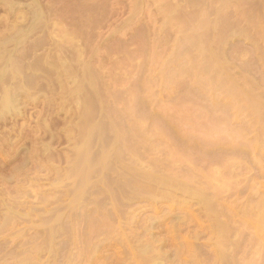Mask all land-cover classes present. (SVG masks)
Returning a JSON list of instances; mask_svg holds the SVG:
<instances>
[{
  "label": "rangeland",
  "instance_id": "obj_1",
  "mask_svg": "<svg viewBox=\"0 0 264 264\" xmlns=\"http://www.w3.org/2000/svg\"><path fill=\"white\" fill-rule=\"evenodd\" d=\"M263 25L264 0H0V106L5 98L18 97H13L17 103L12 110L0 112V264H264V239L259 236L249 214L259 200L264 199V142L258 144L260 147H250L249 155L241 154L242 158L240 155L229 157L228 146L229 150H225V146L221 150L216 147L218 153L213 148L211 154H207L211 160L235 157L234 167L238 165L233 167L234 178L231 176L227 180L225 175L229 192H222L218 198L222 200H216L219 204L222 201L220 205H229V209L217 203L215 206L226 211L220 220L228 221L227 225L230 222L226 226L231 232L222 242L204 209L201 210V204L189 200L186 194L187 197L178 198L179 191H176L178 194L174 192L175 195L172 193L175 187L160 189L157 182L150 181L156 194L151 190L133 195L135 188L126 186L130 178L141 182L143 179L139 175L143 171L150 175L155 172V179L156 171L162 174L163 168L166 178H172L174 171L181 170L179 174L185 177L183 171L191 168L200 174L199 166L206 170V175L216 171L213 169L216 161L208 162V156L200 157L198 150L194 154L195 150L186 151L193 159L195 157L194 163L198 160L197 163L172 164L170 171L171 159L166 152L174 140L167 130L171 124H179L177 130L190 131L192 140L198 143L210 138L219 140V147H222L232 141L230 145L234 147L231 149L245 146L257 135L262 137L242 102L231 103L227 113L212 111L208 107L211 96L215 100L220 97L219 102H223L225 98L231 100L230 94L224 97V90H214L212 84L206 82L203 88L206 93L204 90V94L198 95V82L194 79L203 83L202 79L210 75V72L208 76L202 72L199 64L202 52L199 51L200 55L197 52L198 43L206 38L202 44L205 47L208 43V50H204L214 52L217 48L220 51L217 53L228 65L226 74L233 75L232 80L239 86L245 83L244 88L255 91H250L248 102L259 98L263 102ZM200 37L204 39L200 41ZM186 95L189 98L184 100ZM97 121L102 128L100 134L94 133L88 145L93 148H88L90 153L94 156L111 153L121 139L124 152L121 160L109 159L110 164L115 160L112 169L95 171L89 176L84 194L72 206L80 180L73 176L70 167L74 165L75 152L83 148L80 134L88 128L84 129V125L98 126ZM160 130L167 131V138L160 139L161 143L157 133ZM239 132L244 135L235 136ZM151 133L152 136L157 134V140ZM100 138L108 144L104 145ZM212 151L222 152L215 155ZM131 152L136 158L131 157ZM186 152L182 154L187 155ZM151 158L168 159L164 163L170 165L161 169L165 166L163 161L160 166L159 160L153 163ZM122 165L138 174L133 176L130 169L124 170ZM159 174L157 178L161 177ZM185 198L190 203L180 202ZM94 227L97 230L93 234L90 230ZM83 239L91 243L83 245ZM139 247L147 250L145 257L150 261L145 263L138 256Z\"/></svg>",
  "mask_w": 264,
  "mask_h": 264
},
{
  "label": "bare ground",
  "instance_id": "obj_2",
  "mask_svg": "<svg viewBox=\"0 0 264 264\" xmlns=\"http://www.w3.org/2000/svg\"><path fill=\"white\" fill-rule=\"evenodd\" d=\"M206 23V22H205ZM207 24V23H206ZM225 24V23H224ZM205 25V24H204ZM211 25V24H210ZM207 26V25H206ZM209 26V25H208ZM227 26V25H226ZM258 26H259V24H258ZM264 26V25H263ZM209 28V27H208ZM259 28V27H258ZM262 28V27H261ZM207 29V28H206ZM205 29V30H206ZM223 29V28H222ZM222 29H221V31H222ZM263 29V28H262ZM261 29V30H262ZM208 30V29H207ZM223 30H225V29H223ZM210 31H212V29L210 30ZM225 31H227V30H225ZM263 31V30H262ZM205 32V31H204ZM213 33V32H212ZM262 33V32H261ZM205 35L207 34V32L206 33H204ZM213 35V34H212ZM215 35V34H214ZM222 35H223V33H222ZM221 35V36H222ZM227 35V34H226ZM262 36H264V33L263 34H261ZM217 37H218V35H216ZM198 37V36H197ZM204 37H207V36H204ZM204 37H200L201 39H200V41L202 40V39H204ZM214 37V36H213ZM194 38V37H193ZM199 38V37H198ZM207 39H209V36H208V38ZM214 39V38H213ZM218 39H220V38H218ZM189 40V39H188ZM190 40L191 41H193L192 40V38H190ZM205 40H206V38H205ZM205 40H203V41H205ZM223 40V39H222ZM202 41V43H204ZM215 41H216V39H215ZM214 41V42H215ZM219 41V40H218ZM217 41V42H218ZM196 42V41H195ZM198 42V41H197ZM221 42V41H220ZM194 43V42H193ZM201 42H199L198 44H195V46L196 45H198V50H197V52H199L200 50H201V55H202V58L201 59H199V60H201L200 62L201 63H203L202 65H204V66H202L201 65V63H199L200 64V67H202V69H203V71L202 72H204L205 71V73H207L206 74V76H208V73L210 72V75L208 76V78L206 77V80L204 79H202V81H203V83L202 82H200V81H196L195 79H194V81H195V83H197L198 82V85H197V89H196V93L199 95V94H204L203 93V91L205 90H203V88L205 87V83L207 82L208 84L210 83V84H212V86H213V88H214V90L215 89H222V90H224L225 92H226V94H224L225 92L224 91H222L223 92V94L225 95L224 97H227L228 95H227V93H229L230 94V99L231 100H227L226 98V100H227V102L225 101V99H224V101L223 102H219L220 100H219V98L220 97H218L217 98V100H215L216 98L214 97V99L212 98V96L210 97V103H209V106L208 107H210L209 109H211L212 111H221V112H229V109H231V103H234L233 105H235V103H240V102H242V106L244 107H239V109L241 110L242 108L243 109H245V110H247V113H248V117L250 116V120H251V123L252 124H255L254 126H256V127H254V128H257L256 130H257V132H258V134H260V135H262V137H259L258 135L257 136H255L254 138H251L252 140H250V141H248V142H246L247 144H245V146H242L241 148L240 147H238V149H235V148H233V149H231L232 147H234V144H233V146L232 145H230V144H232L233 142L232 141H230L229 143H227L228 142V139H227V145H222V147H219V140H204L203 142H201V143H198V142H196V141H193L192 140V134H191V132L189 131H186V132H184V131H182L181 129H179V130H177V127L176 126H178L179 127V124L178 125H176V123L173 125V124H171V125H173V126H169V128L167 129L168 130V133L170 132V134H171V136L170 137H173L174 136V140H173V145L172 146H170L171 148L169 149L168 148V146H167V148H168V152H166V154H167V156H168V159H171L169 162L171 163V170L168 168V166H167V169L168 170H170L171 172H172V164H173V166L174 165H179L180 166V164L182 165L183 164V166H184V163H188V165H193V163H194V159H195V157H194V159H193V156H191V154L189 153V152H186V151H188V150H195L194 152H193V154L198 150L199 152H197L198 154H199V156L200 157H202V158H205V157H207L208 156V158H206V159H210V160H208V162L209 161H211L212 162V160L214 159H212L211 160V158L209 157V155H207V154H209L210 153V151H211V149H213V148H215L214 150H216V147H218L219 148V150H221L220 148H223V146H225L226 147V149L225 148H223V149H225V150H229V154H227L228 156L230 155L231 157H233L234 155L235 156H237V155H240L239 157H241V154L243 155V154H248V153H250L249 152V148L250 147H253V146H256V145H258V144H260L261 142H264V100H263V102L262 101H260V99L261 98H259V99H257V100H253L252 101V99H251V101L250 102H248V100H249V98H248V96H250L253 92L255 93V91H248V89L247 88H244V84H243V87H242V85L241 86H239V84H236V81H234V79L232 80V76H231V74H229L230 76H231V78H230V76L229 75H227L226 74V67H228V65H227V63L225 62L226 61V59H225V61L223 60V58L222 57H220L221 55L220 54H218V53H220V51H217L218 49L216 48L215 49V51L213 52V51H211L210 49H209V51H205L204 49H207L208 50V43L207 44H205V47H206V45H207V48H205L204 47V45L202 44ZM221 44H223L222 42H221ZM220 44V45H221ZM216 45H218V44H216ZM222 46V45H221ZM220 47V46H219ZM223 47V46H222ZM225 48V47H224ZM214 50V49H213ZM224 50V49H223ZM226 50V49H225ZM224 50V51H225ZM6 51V50H5ZM218 52V53H217ZM217 53V54H216ZM178 54V53H177ZM199 55H200V52L198 53ZM198 54H196V55H198ZM223 54V53H222ZM220 55V56H219ZM219 56V57H218ZM196 57V56H195ZM197 58V57H196ZM195 58V59H196ZM198 60V59H197ZM197 60H196V63H198L197 62ZM263 60H264V58H263ZM179 61V60H178ZM177 61V62H178ZM229 64V63H228ZM230 67V66H229ZM188 69V68H187ZM201 69V70H202ZM181 70H183V68L181 69ZM180 70V71H181ZM192 70V69H191ZM196 71V70H195ZM194 71V72H195ZM192 72V71H191ZM198 72V71H197ZM201 72V73H202ZM187 73V72H186ZM201 73H200V75H201ZM214 75H213V74ZM204 74V73H203ZM25 75H27V74H25ZM24 75V76H25ZM175 75V74H174ZM182 75V74H181ZM194 75H195V73H194ZM171 76V75H170ZM185 76H187V74L185 75ZM202 76V75H201ZM204 76V75H203ZM27 77V76H26ZM26 77H25V79H26ZM178 77V76H177ZM180 77V76H179ZM32 78V77H31ZM30 78V79H31ZM198 78V77H197ZM202 78H204V77H202ZM237 78V77H236ZM23 79V78H22ZM21 79V80H22ZM29 79V78H28ZM193 78H191V80H192ZM238 79V78H237ZM246 79V78H245ZM173 80H175L174 79V77H173V79H172V81ZM181 79H179V81H180ZM198 80V79H197ZM200 80V79H199ZM236 80V79H235ZM248 80V79H247ZM177 81V80H176ZM176 81H174V84H175V82ZM179 81H178V84H179ZM193 81V80H192ZM205 81V82H204ZM238 81V80H237ZM244 81V80H243ZM246 81V80H245ZM244 81V82H245ZM25 82V81H24ZM201 84H200V83ZM22 83V82H21ZM206 83V84H207ZM253 83V85H254V82H252ZM252 83H250V84H252ZM19 84V83H18ZM178 84H177V86H178ZM181 85H182V81H181V83H180ZM200 84V85H199ZM248 84V83H247ZM20 85V84H19ZM22 85V84H21ZM25 85V84H24ZM193 85V84H192ZM246 85V84H245ZM249 85V84H248ZM196 86V85H195ZM251 86V85H250ZM250 86H249V88H250ZM256 86V85H255ZM188 87V86H187ZM192 87H194V86H192ZM19 88V87H18ZM206 88H207V86H206ZM210 88H211V86H210ZM213 88H211V89H213ZM15 89V88H14ZM247 89V90H246ZM251 89V88H250ZM252 89H254V88H252ZM255 89H256V87H255ZM22 90V89H21ZM12 91V90H11ZM19 91V90H18ZM257 91V90H256ZM15 92V91H14ZM215 92V91H214ZM6 93V95H8L7 94V92H5ZM16 93H17V91H16ZM19 93V92H18ZM190 93V92H189ZM205 93H206V90H205ZM21 94H22V92H21ZM196 94V95H197ZM223 94H222V96H223ZM260 94H262V93H260ZM259 94V95H260ZM189 95V94H188ZM188 95H186L187 96V98H184V97H186V96H183V98H184V100L185 99H188L189 97H188ZM197 95V96H198ZM10 96H11V94H10ZM191 96V95H190ZM196 96V97H197ZM201 96V95H200ZM216 96V95H215ZM221 96V95H220ZM253 96H254V94H253ZM4 97H6V96H4ZM14 98H18V97H16V95L15 96H13ZM13 97H10V98H5L4 100H3V103H2V106H0L1 108H0V112H8V111H10V110H12V106H13V104H16L17 102L15 101V99L13 98ZM199 97V96H198ZM198 97H197V99H198ZM209 97V96H208ZM229 97V96H228ZM255 97H257L258 98V95L256 96L255 95ZM261 97V96H260ZM248 98V99H247ZM190 99H192L193 100V97L192 98H190ZM1 100V99H0ZM21 100H23V99H21ZM31 100V99H30ZM29 100V101H30ZM183 100V99H182ZM191 100V101H192ZM195 101H196V98L194 99ZM199 100V99H198ZM208 100V99H207ZM259 100V101H258ZM25 101V100H24ZM28 101V100H27ZM19 102V101H18ZM93 102V101H92ZM95 102V101H94ZM97 102V101H96ZM194 102V101H193ZM198 102V101H197ZM224 102H226L225 104H224ZM245 103V104H244ZM23 104H24V102H23ZM91 104V103H90ZM101 106V105H100ZM230 106V107H229ZM239 105H237V107H238ZM98 107V106H97ZM96 107V108H97ZM105 107V106H104ZM207 107V108H208ZM95 108V109H96ZM91 109H93V108H91ZM233 109V108H232ZM210 110V111H211ZM92 111V110H91ZM94 111V110H93ZM129 111V110H128ZM131 111V110H130ZM237 111V110H236ZM16 112H18V111H16ZM98 112V111H97ZM133 111H131V113H132ZM209 112V111H208ZM226 112V113H227ZM15 113V112H14ZM246 113V114H247ZM18 114V113H17ZM85 114H86V112H85ZM91 114V113H90ZM133 114V113H132ZM224 114V113H223ZM83 115V114H82ZM92 115V114H91ZM131 115V114H130ZM237 115H238V113H237ZM235 116V115H234ZM1 117V116H0ZM96 117V116H95ZM225 117V116H224ZM83 119H85L84 117H82ZM229 118H230V116H229ZM228 118V119H229ZM1 119V118H0ZM90 119V118H89ZM88 119V120H89ZM187 119V118H186ZM191 119V118H190ZM216 119V118H215ZM215 119L213 120V117H212V120L213 121H215ZM224 119V118H223ZM222 119V120H223ZM232 119V118H231ZM92 120V119H91ZM218 120V119H217ZM85 121H86V119H85ZM85 121H84V123H85ZM90 121V120H89ZM220 121V120H219ZM226 121V120H225ZM83 122V121H82ZM101 122V121H100ZM194 122V121H193ZM192 122V123H193ZM196 122V121H195ZM84 123H82V126H83V124ZM87 123H89L88 121H87ZM97 123H98V121H97ZM89 125V124H88ZM91 125V124H90ZM196 125H198V124H196ZM193 126H195V123H193ZM86 127H88L87 128V131H85L86 129ZM248 127H249V129L251 128V126H249L248 125ZM100 128H102V127H100L99 126V123H98V126L96 125V126H87V124H86V126L84 125V129L85 130H82L83 129V127H82V131L84 132V134H80V136L82 137V146H83V148L82 149H79V151H74L75 152V154H76V156H74L75 157V159L73 160L74 161V165L73 164H70V165H73V167H70L71 169H73L72 170V172H73V176H75V178H77V179H79L80 180V183H79V186H78V188H77V190L75 191V196H74V199L72 200V206H73V204H75L76 203V199H79L80 197H81V195L82 194H84L83 193V190H84V186H85V184L87 183V181L90 179L89 178V176H91L92 174L94 175L95 173V171H99L100 172V170L102 171V170H107V169H109V167H111V169H112V167H113V162L115 161V160H113V162L110 164V162L111 161H109V159H111L112 160V158L113 159H120V156H121V153L122 152H124V151H122V146L124 145H122V146H120L121 145V140H119V143H118V145H116V147L115 148H113V150H112V148H111V150H112V154L110 153V151L109 152H102V153H100L99 155H93L92 153H90V149H91V147L90 146H88L89 144H90V141H91V139H92V137H93V135H94V133L95 134H97V133H99L100 134ZM116 128V127H115ZM88 129H90V130H88ZM237 129V128H236ZM245 128H243L242 130H244ZM229 130V129H228ZM228 130H227V133H228ZM233 130V129H232ZM241 130V131H242ZM162 130H160L159 132H157L158 133V135H159V140L158 141H160V143H161V140L162 141H164V139H166L167 138V131H163V132H161ZM178 131H180V132H178ZM233 131H236V130H233ZM233 131H231V133H233ZM239 131V130H238ZM246 131V130H245ZM83 132H81V133H83ZM97 132V133H96ZM156 132V131H155ZM155 132H153L152 131V133H155ZM182 132H184V133H182ZM152 133L150 134L151 135V137H153V138H155V137H158L157 136V134H156V136H152ZM220 134H223V132L221 133V132H219ZM230 133V132H229ZM236 133H238V132H235V134ZM243 133V132H242ZM246 133H248V132H246ZM144 134V133H143ZM170 134H168V135H170ZM211 134V133H210ZM254 134V133H253ZM119 135H120V133H119ZM230 135H232V134H230ZM230 135H229V137H230ZM241 135H244V134H241L240 132H239V134H237V135H235V136H241ZM99 137H100V135H98ZM117 136V135H116ZM218 136V135H217ZM225 136V135H224ZM228 136V135H227ZM96 137H97V135H96ZM101 137H104V136H101ZM119 137V136H118ZM231 137H233V136H231ZM124 138V137H123ZM152 138V139H153ZM219 138H221V137H219ZM223 138V137H222ZM226 138V137H225ZM261 138H263V139H261ZM101 139V138H100ZM100 139H98V140H100ZM103 139V138H102ZM101 139V140H102ZM120 139V138H119ZM156 139V138H155ZM161 139V140H160ZM212 139V138H211ZM234 139V138H233ZM235 139H238V138H235ZM240 139V138H239ZM95 140H96V138H95ZM125 140H126V138H125ZM125 140H124V142H125ZM157 140V139H156ZM230 140H232V139H230ZM249 140V139H248ZM79 141V140H78ZM93 141V140H92ZM91 141V142H92ZM104 140H102V142H103ZM128 141V140H127ZM157 141V142H158ZM175 141V142H174ZM226 141V140H225ZM95 142V141H94ZM94 142H93V144H94ZM106 142V141H105ZM105 142H103V144L105 143ZM112 142V141H111ZM172 142V141H171ZM232 142V143H231ZM152 143H154L153 141H152ZM166 143V142H165ZM225 143V144H226ZM78 144H80V143H78ZM92 144V143H91ZM98 144H100V143H98ZM106 144H108V143H106ZM106 144H104V145H106ZM115 144V143H114ZM125 144H127V143H125ZM172 144V143H171ZM224 144V143H223ZM229 144V145H228ZM263 144V143H262ZM101 145V144H100ZM129 145V144H128ZM154 145H156V144H154ZM153 145V146H154ZM167 145H170L169 143H167ZM247 145V146H246ZM264 145V144H263ZM112 146V145H111ZM127 146V145H126ZM130 146V145H129ZM129 146H128V148H129ZM227 146L229 147V149H227ZM78 147V146H77ZM90 147V149H88ZM109 147V146H108ZM108 147H106V149L108 148ZM158 147V146H157ZM164 147H166V146H164ZM174 147V148H173ZM231 147V148H230ZM258 147H260L259 145H258ZM80 148V147H79ZM127 148V147H126ZM151 148V147H150ZM166 148V149H167ZM173 148V149H172ZM237 148V147H236ZM255 148V147H254ZM93 149V148H92ZM91 149V150H92ZM137 149V148H136ZM222 149V150H223ZM252 148H250V150H251ZM75 150V149H74ZM129 150V149H128ZM132 150H133V148H132ZM155 150V149H154ZM153 150V151H154ZM218 150V149H217ZM217 150H216V152H217ZM225 150H223L224 152V154L226 153L225 152ZM104 151V150H103ZM106 151V150H105ZM161 151V150H160ZM164 151H166V150H164ZM231 151V152H230ZM136 152V151H135ZM162 152V151H161ZM185 153L186 152V154L187 155H183L182 153ZM212 152H215V151H212ZM216 152H215V155H219V154H221V152H219V154H216ZM128 153V152H127ZM127 153H125V154H127ZM165 153V152H164ZM218 153V152H217ZM95 154V153H94ZM123 154V153H122ZM129 154H131V157L134 159V158H136L135 157V153H133V152H131V153H129ZM137 154V153H136ZM211 154V153H210ZM138 155V154H137ZM196 155V157H198L197 156V154H195ZM207 155V156H206ZM233 155V156H232ZM245 155V156H246ZM249 155V154H248ZM125 156H128V155H125ZM229 156V157H230ZM244 156V155H243ZM244 156V157H245ZM122 157V156H121ZM166 157V156H165ZM170 157V158H169ZM200 157H198L199 158V160L201 159ZM219 157H221V156H219ZM226 158L225 156H222V158H215L214 159V161H216V163H215V165H216V168L214 167V166H211V167H214L213 169H216V171L214 172L213 171V173L211 174V175H209V174H207L206 175V170L204 171V169L201 167V166H199V165H197V166H199L200 168H201V170L202 171H200V174H198V172H194V170L191 168V166H190V168L192 169H188V171H183V172H186V174H185V177H184V175H182L183 177H184V179H183V177L180 175V174H182L181 173V171L179 172V173H175V171L173 172V174L171 175L172 176V178H168V176H167V178H166V174L164 173V168H163V173L161 174V171L158 173L157 171H156V174L158 175H160L161 177L160 178H157V175H156V179L154 178L155 176V172H153V177H152V175H150V174H148V173H146V172H140L141 174L139 175V178H142L141 180V182L140 181H138V182H140V183H138L137 182V180H135L136 178H133V179H129V180H127V184H126V186L128 187V188H135V190H137L136 192H135V190H134V193H132L133 195H137L138 194V192H139V194H140V191L141 192H145L146 193V191H147V193H149L148 191H153L154 193H155V187L154 186H151L150 185V181H153V182H157V183H155L156 185H158L159 186V188L161 187V188H165V190L168 188H174L175 187V191H172V193L175 195V193H177L176 191H179V194H178V198L182 195V196H184L185 194L186 195H188L189 196V200H195L196 201V203H198V204H201V206H202V208H201V210L202 209H204L203 210V212L206 214L205 216H207V219L209 218L210 219V221H211V223L210 224H212L213 225V228H215V232H217V235H218V240H219V242H220V239H221V242L223 241V237H227V236H225V235H228L227 233L228 232H231V229H229L227 226L230 224V222H229V224L227 225L226 224V222L228 223V221H226L225 223L223 222V221H221L220 220V218L222 217V218H224L223 216L225 215V213H226V211H225V213L222 211V209H216L215 208V206H217V204H219V201L218 202H216V200L219 198V197H221V194H222V192H224V191H226V189L228 188V183H227V181H225L226 179H225V175H226V178H227V180H229L230 179V177L232 176V173H233V170L236 168V166H238V165H235V167H234V164H236V163H234V159H235V157H234V159H230V158ZM129 158V157H128ZM197 158V159H198ZM226 158V159H225ZM242 158V157H241ZM73 159V158H72ZM124 159V158H123ZM133 159H131V160H133ZM168 159H164V161H166V160H168ZM121 160V159H120ZM150 160H152V158L150 159ZM157 160V162H158V160H159V165L161 166V163L160 162H162L163 160H161L160 161V158H158V159H155V160H152L151 162H153V161H156ZM203 160V159H202ZM201 160V161H202ZM109 161V162H108ZM164 161H163V163H164ZM196 161H198V160H195V163H197ZM201 161H199V163L201 162ZM203 161H205V160H203ZM202 161V162H203ZM240 161H241V159H240ZM136 162V161H135ZM149 162V161H148ZM236 162V161H235ZM139 163V162H138ZM150 163V162H149ZM154 163V162H153ZM156 163V162H155ZM168 163V162H167ZM170 163H168L169 165H170ZM194 163V164H195ZM213 163V162H212ZM237 163H239L238 161H237ZM110 164V165H109ZM117 164V163H116ZM136 164V163H135ZM151 164V163H150ZM158 164V163H157ZM168 164H166V163H164V165L165 166H161V169H162V167H166V165H168ZM128 165V164H127ZM141 165H142V163H141ZM140 165V166H141ZM154 165V164H153ZM152 165V166H153ZM115 166V165H114ZM123 166V165H122ZM130 166V165H129ZM133 166V165H132ZM138 166V165H137ZM137 166H135V167H137ZM151 166V165H150ZM156 166V165H155ZM160 166H159V168H160ZM134 167V168H135ZM154 167V166H153ZM158 167V166H157ZM176 167H178V166H176ZM187 167V166H186ZM204 167V166H203ZM233 167H234V169H233ZM69 168V169H70ZM130 170L129 171H131L132 172V170H131V168L130 167H128ZM128 168H126L125 167V169H128ZM150 168V167H149ZM155 168V167H154ZM173 168H175V167H173ZM183 168V167H182ZM195 168H196V166H195ZM238 168V167H237ZM114 169V168H113ZM121 169V168H120ZM119 169V170H120ZM122 169H124V166L122 167ZM124 169V170H125ZM133 169V168H132ZM144 169V168H143ZM156 169V168H155ZM166 169V170H167ZM178 169V168H177ZM184 169H185V167H184ZM187 169V168H186ZM185 169V170H186ZM196 169H198V168H196ZM114 170H116V169H114ZM114 170H111V171H114ZM141 170V169H140ZM139 170V171H140ZM156 170H158V169H156ZM178 170H180V168L178 169ZM208 170H210V169H208ZM237 170V169H236ZM71 171V170H70ZM111 171L109 172L108 171V173H111ZM117 171V170H116ZM137 171V170H136ZM155 171V170H154ZM177 171V170H176ZM211 171H212V168H211ZM211 171H208V172H210L211 173ZM115 172V171H114ZM151 172V173H152ZM202 172H206L205 173V176L204 175H202ZM221 172H224V174L223 173H221ZM237 172V171H236ZM71 173V172H70ZM126 173H128V172H126ZM125 173V174H126ZM136 173V172H135ZM134 172H132L131 174H133V176H134V174H135ZM220 173H221V175H220ZM107 174V173H106ZM121 175L123 174V173H120ZM136 174H138V173H136ZM136 174H135V176H136ZM168 174H170V173H168ZM176 174V175H175ZM223 174V175H222ZM234 174H236V173H234ZM68 175V174H67ZM92 175V176H93ZM142 175V176H141ZM164 175H165V178H162V177H164ZM175 175V176H174ZM180 175V176H179ZM187 175V176H186ZM197 175H199V176H197ZM72 176V177H73ZM127 177H128V175H126ZM132 176V175H131ZM141 176V177H140ZM170 176V175H169ZM222 176H224V178H222ZM99 177V176H98ZM233 178H234V175L232 176ZM89 178V179H88ZM154 178V179H153ZM183 180H182V179ZM232 178V179H233ZM102 179V178H101ZM200 179V180H199ZM221 179H224V181L222 180L221 181ZM231 179V180H232ZM75 180V179H74ZM199 180V181H198ZM203 180V181H202ZM220 180V181H219ZM75 181H77V180H75ZM95 181V180H94ZM101 182V181H100ZM152 182V183H153ZM217 182H219L220 183V185H218L219 183H217ZM221 182H223V184L221 185ZM231 182V181H230ZM230 182H229V184H230ZM233 182V181H232ZM89 183H90V181H89ZM88 183V184H89ZM97 183H99V182H97ZM115 183V182H114ZM113 183V184H114ZM142 183V184H141ZM226 183V184H225ZM77 184V183H76ZM87 184V185H88ZM106 184H107V182H106ZM118 184V183H117ZM116 184V185H117ZM120 184V183H119ZM194 184H196V186H193ZM232 184V183H231ZM230 184V185H231ZM78 185V184H77ZM91 185H92V183H91ZM125 185V184H124ZM93 186V185H92ZM103 186H105V184L103 183ZM107 186H108V184H107ZM106 186V187H107ZM113 186V185H112ZM125 186V187H126ZM130 186V187H129ZM74 187H75V185H74ZM91 187V186H90ZM97 187V186H96ZM101 186H99V188H100ZM124 187V186H123ZM126 187V188H127ZM76 188V187H75ZM95 188V187H94ZM98 188V187H97ZM112 188V187H111ZM111 188H109L110 190H112ZM127 188V189H128ZM160 188V189H161ZM101 189V188H100ZM106 189V188H105ZM123 189V188H122ZM127 189H124V190H127ZM109 190V191H110ZM129 190V189H128ZM133 190V189H132ZM132 190H129V191H132ZM165 190L163 191L164 193H169V191L167 190V192H165ZM211 190V191H210ZM228 190V189H227ZM229 190H230V188H229ZM71 191H72V189H71ZM207 191H209L210 193H208ZM68 192V191H67ZM89 192V191H88ZM113 192H114V190H113ZM118 192H119V190H118ZM152 192V193H153ZM175 192V193H174ZM182 194H181V193ZM227 192V191H226ZM226 192L225 193H223V194H226ZM229 192V191H228ZM227 192V193H228ZM74 193V192H73ZM115 193V192H114ZM129 193V192H128ZM153 193V194H154ZM167 193V194H168ZM67 194V193H66ZM69 194V193H68ZM67 194V195H68ZM86 194V193H85ZM92 194V193H91ZM122 194V193H121ZM131 194V193H130ZM156 194V193H155ZM154 194V195H155ZM166 194V195H167ZM171 193H169V195H170ZM176 194V195H177ZM89 195V194H88ZM124 196H125V194H123ZM142 195H143V193H142ZM148 195V194H147ZM160 195V194H159ZM169 195H168V197L167 198H169ZM185 195V196H186ZM111 196H112V194H111ZM114 196V195H113ZM145 196V195H144ZM149 196V195H148ZM151 196L152 195H150V198H151ZM161 196V195H160ZM181 196V197H182ZM70 197V196H69ZM117 197V196H116ZM119 197V196H118ZM126 197H127V194H126ZM131 197V196H130ZM129 197V198H130ZM146 197V196H145ZM155 197V196H154ZM158 197V196H157ZM172 197H173V195H171V199H172ZM176 196H174V198H175ZM180 197V198H181ZM187 197V196H186ZM88 198V197H87ZM115 198V197H114ZM123 198V197H122ZM128 198V197H127ZM136 198V197H135ZM184 197H182L181 199H183ZM71 199H72V197H71ZM89 200H90V198H88ZM88 199H86V200H88ZM117 199V198H116ZM124 199V198H123ZM146 199V198H145ZM153 199V198H152ZM76 200V201H75ZM112 200V199H111ZM118 200V199H117ZM136 200V199H135ZM139 200V199H138ZM148 199H146V201H147ZM150 200V199H149ZM180 200V199H179ZM190 203V201L187 199V198H185V201H182V200H180V202L182 203V204H184V203H187V201ZM218 200H222V198L221 199H218ZM91 201V200H90ZM120 201V200H119ZM131 201V200H130ZM167 201H170V199H167ZM174 201V200H173ZM173 201H172V203H173ZM75 202V203H74ZM82 202V201H81ZM81 202H79V203H81ZM115 202H117V201H115ZM155 202V201H154ZM179 202V201H178ZM179 202V203H180ZM83 203V202H82ZM85 203V202H84ZM88 203V202H87ZM114 203V202H113ZM152 203V202H151ZM171 203V204H172ZM174 203H176V201L174 202ZM180 203V204H181ZM217 203V204H216ZM221 203H222V201H221ZM220 203V204H221ZM226 203V202H225ZM86 204V203H85ZM84 204V205H85ZM117 204V203H116ZM219 204V205H220ZM227 204V203H226ZM220 205L221 207L223 206V208H225L226 209V207L227 206H229L228 204L227 205ZM78 205H80V204H78ZM83 205V206H84ZM118 205V204H117ZM155 205V204H154ZM170 205V204H169ZM83 206H82V210H83ZM149 206H150V204H149ZM152 207H153V204L151 205ZM183 206V205H182ZM188 206V205H187ZM75 207V206H74ZM76 207H77V205H76ZM80 207V206H79ZM112 207H114L113 205H112ZM118 207H119V205H118ZM122 207V206H121ZM181 208H183V207H181ZM228 209H229V207H227ZM113 209V208H112ZM116 209V208H115ZM187 209V208H186ZM225 209H223V210H225ZM71 210V209H70ZM73 210V209H72ZM221 210V211H220ZM115 212V211H114ZM202 212V213H203ZM227 212H228V210H227ZM231 212V211H230ZM81 212H79V214H80ZM106 213V212H105ZM109 213V212H108ZM117 211H116V215H117ZM189 213V212H188ZM82 214V213H81ZM99 214H100V212H99ZM102 214V213H101ZM190 214H191V216H192V214L193 213H191L190 212ZM249 214H251L252 215V217H253V224L256 226L255 227V229L257 230V232L259 233V236L261 237V238H263L264 239V199H262V200H259V202L255 205V207H253L251 210H250V212H249ZM103 215V214H102ZM108 215V214H107ZM204 215V214H203ZM229 215H226V217H228ZM70 217H71V215H70ZM84 217H85V215H84ZM195 217H196V215H195ZM230 217V216H229ZM232 217H233V215H232ZM59 218V217H58ZM90 218V217H89ZM97 218V217H96ZM99 218V217H98ZM157 218V217H156ZM159 218V217H158ZM94 219V218H93ZM102 219V218H101ZM104 219V218H103ZM106 219V218H105ZM161 219V218H160ZM198 219V218H197ZM226 219V218H225ZM59 220H60V218H59ZM70 220H72V219H70ZM56 221H57V219H56ZM104 221V220H103ZM232 221V220H231ZM47 223V222H46ZM80 223V222H79ZM250 223H252V222H250ZM75 224H76V222H75ZM71 225V224H70ZM73 226H75L74 224H72ZM211 225V226H212ZM227 225V226H226ZM254 225H253V227H254ZM66 226V225H65ZM78 226V225H77ZM93 226H96V225H93ZM144 226V225H143ZM146 226H148V225H146ZM250 226V225H249ZM71 227V226H70ZM85 227V226H84ZM98 227V226H97ZM252 227V226H251ZM65 228V227H64ZM76 228V227H75ZM81 228V227H80ZM96 227H94L92 230H90V231H92V233L94 232V230H97V229H95ZM145 228V227H144ZM232 228V227H231ZM86 229V228H85ZM146 229V228H145ZM70 230V229H69ZM75 230V229H74ZM107 230V229H106ZM112 230V229H111ZM142 230H143V228H142ZM149 230V229H148ZM214 230V229H213ZM230 230V231H229ZM84 231V230H83ZM150 231V230H149ZM67 232H68V228H67ZM79 232V231H78ZM82 232V231H81ZM100 232V231H99ZM54 233V232H53ZM58 233V232H57ZM68 233H70V232H68ZM74 233H75V231H74ZM77 233V232H76ZM113 233V232H112ZM144 233H145V231H144ZM232 233H233V231H232ZM51 234V233H50ZM85 234V233H84ZM94 234V233H93ZM119 234V233H118ZM231 233H229V235H230ZM105 235V234H104ZM78 236H80V234L78 235ZM87 236V235H86ZM89 236V235H88ZM100 236V235H99ZM102 236H103V232H102ZM119 236V235H118ZM120 236H121V233H120ZM46 237V236H45ZM73 237V236H72ZM76 237V236H75ZM75 237L73 238L74 240H75ZM81 237H84L83 235L81 236ZM90 237V236H89ZM51 238V237H50ZM62 238V237H61ZM69 238H71V236L69 237ZM85 238V237H84ZM97 238V237H96ZM229 238V237H228ZM72 239V240H73ZM77 239V241L79 240V238H76ZM92 239V238H91ZM145 239V238H144ZM48 240V239H47ZM81 240V239H80ZM86 241H87V239H85ZM96 240H98V239H96ZM106 240V239H105ZM108 240V239H107ZM224 240H226V239H224ZM45 241V240H44ZM77 241H74V243L76 242L77 243ZM84 241V239L82 240V242ZM100 241V240H99ZM145 241V240H144ZM152 241V240H151ZM64 242V241H63ZM68 242V241H67ZM71 242V241H70ZM73 242V241H72ZM89 242V244L91 243L90 242V240L89 241H87V243ZM101 242V241H100ZM143 242V241H142ZM146 242H148V240L146 241ZM150 242V241H149ZM148 242V243H149ZM225 242H227V241H225ZM47 243V242H46ZM46 243H45V245H46ZM80 243V242H79ZM87 243L84 241V243H83V245L85 244V245H87ZM68 244V243H67ZM76 245H78V243L76 244ZM100 245V244H99ZM104 245V244H103ZM142 245V244H141ZM47 246V245H46ZM88 246H90V245H88ZM139 246V245H138ZM235 246V245H234ZM61 247V246H60ZM69 247V246H68ZM86 247V246H85ZM84 247V248H85ZM92 247H93V245H92ZM96 247V246H95ZM142 247V246H141ZM145 247V245H143V248ZM149 247V246H148ZM52 248V247H51ZM65 248V247H64ZM72 248V247H71ZM81 248H83V247H81ZM90 248V247H89ZM89 248L87 247L86 249L87 250H89ZM140 248V247H139ZM85 249V250H86ZM97 249V248H96ZM149 249V248H148ZM61 250V249H60ZM93 250V249H92ZM98 250V249H97ZM218 250H220V249H218ZM67 251V250H66ZM147 250L146 249H141L140 248V250H139V253H138V256L142 259V260H144L145 261V263L146 262H148V261H150L148 258H146L145 257V254L147 253L146 252ZM155 251V250H154ZM222 251V250H221ZM221 251H220V253H221ZM61 252V251H60ZM87 252V251H86ZM90 252V251H89ZM151 252V251H150ZM41 253V252H40ZM78 253V252H77ZM76 253V254H77ZM215 253H218L217 251L215 252ZM214 253V254H215ZM66 254V253H65ZM73 254H75V252L73 253ZM79 254V253H78ZM91 253H89L88 255L89 256H91L90 255ZM188 254V253H187ZM84 255V254H83ZM189 255V254H188ZM219 255V254H218ZM40 256V255H39ZM75 256V255H74ZM79 256H80V254H79ZM223 256H224V254H223ZM65 257V256H64ZM86 257V256H85ZM194 257V256H193ZM68 258V257H67ZM76 258H78V257H76ZM81 258V257H80ZM88 258V257H87ZM163 258V257H162ZM190 258V257H189ZM193 259V258H192ZM224 258H222V260H223ZM68 260H70V259H68ZM79 262H80V260L79 259H77ZM84 260V259H83ZM163 260V259H162ZM226 260V259H225ZM191 261V260H190ZM70 262V261H69ZM78 262V263H79ZM153 262V261H152ZM186 262H188L187 260H186ZM185 262V263H186ZM248 262V261H247ZM251 262V261H250ZM253 262V261H252ZM72 263V262H71ZM77 263V262H76ZM193 263V262H192ZM198 263H200V262H198ZM235 263V262H234ZM254 263V262H253ZM87 264V263H86ZM138 264V263H137ZM142 264V263H141ZM147 264V263H146Z\"/></svg>",
  "mask_w": 264,
  "mask_h": 264
}]
</instances>
